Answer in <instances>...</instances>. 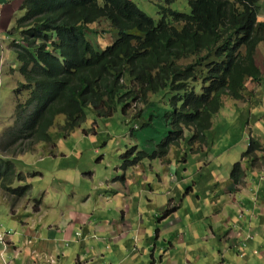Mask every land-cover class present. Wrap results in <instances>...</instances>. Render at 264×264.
I'll return each instance as SVG.
<instances>
[{
	"label": "trees",
	"instance_id": "1",
	"mask_svg": "<svg viewBox=\"0 0 264 264\" xmlns=\"http://www.w3.org/2000/svg\"><path fill=\"white\" fill-rule=\"evenodd\" d=\"M171 1L161 6L157 22L134 0H24L11 48L29 96L3 140L30 152L34 147L25 149L23 141L52 140L61 115V131L70 134L85 122L89 108L111 117L121 105L128 116L139 104L133 119L165 117L171 126L163 144L175 143L186 129L193 131L188 140L206 139L224 96L244 100L247 81L263 78L256 58L264 42L260 0H189L190 12L171 8ZM100 21L118 31L103 49L88 34ZM0 144V150L6 147ZM249 145L245 156L264 150L256 139ZM16 168L15 161L1 157L0 185L22 197L32 185L13 186L27 181ZM232 176L235 184L245 178L241 162ZM178 206L170 204L164 215Z\"/></svg>",
	"mask_w": 264,
	"mask_h": 264
},
{
	"label": "rangeland",
	"instance_id": "2",
	"mask_svg": "<svg viewBox=\"0 0 264 264\" xmlns=\"http://www.w3.org/2000/svg\"><path fill=\"white\" fill-rule=\"evenodd\" d=\"M134 1L157 22L162 18L161 6H168L167 0ZM169 6L179 11H191L189 0H172ZM12 30L9 34L13 37L9 38L7 35L0 38V59L3 58L0 64V143L6 146L4 150H0V162L2 156L15 161L16 169L25 174L27 181H14L13 186L31 184L32 190L28 195L15 197L0 185V200L9 204L14 218L26 221L15 219L16 222H20V226L24 223L28 231L37 237L42 235L41 229L47 228L49 231V227L53 232L57 229L65 231L67 227L65 222L76 219L77 213L85 215L95 212L98 215L107 211L109 216H112L113 206L119 204L125 207L129 205L124 209L133 225L141 226L145 224L144 219L147 218L146 228L155 233L162 227L155 217H160L157 210L167 200L166 196L169 194L170 200L167 205L169 206L180 201L181 195H178L175 183L151 188L138 187L130 182L128 190L132 192L129 197H121L127 192L123 187L116 198L121 202L119 204L117 201L114 203L110 202V199L99 197L100 192L109 193L107 189H110L111 182L117 176L123 177L124 169H148L156 176H159L157 171L176 169L180 174L186 173V178H193L191 174L198 176L199 169H203V176L198 177L202 182L207 183L211 177L218 176L220 180L231 179L236 185L232 170L248 151L250 138H257L255 133L259 134L256 140L259 139L264 146V111L258 118L262 126L257 127L259 123L255 122L256 116L251 119L256 113L253 110L254 105L250 108V118L249 110L244 104L264 103V43H262L256 53L263 71L261 83L248 80L244 100H234L225 95L224 105L214 116L213 126L206 131V139L203 141L192 138L188 140L187 137L192 135L193 131L186 129L180 139L167 147L163 144L169 129L165 117H155L153 124L152 120L144 124L143 118L129 120L122 113L120 105L111 117H98L96 112L89 108L85 122L70 134L61 131V125L64 123V117L61 115L58 117L57 125L51 128L52 140L23 141L25 149L28 148L26 146L34 148L30 152H20L18 149L22 146L11 145L10 142L6 143L3 140L4 135L15 127L18 105L25 102L29 96V91L22 86V83L27 84V81L19 66L12 60V55L7 52V48L15 41ZM88 34L101 49L106 48L118 37V31L105 21L92 24ZM142 106L137 105L130 114H135ZM145 110L150 111L147 107L143 111ZM241 113L245 115L240 116ZM136 123L139 128L134 130ZM263 151L259 153L261 157L257 158L256 163L262 160L258 166H264ZM11 152L14 154L11 155ZM194 179L195 177L184 181L180 186L183 188L182 192L189 189ZM207 194L206 190H202L199 195L206 199ZM121 209L123 208L116 212V220L123 216ZM38 223L41 224L40 228L35 231L34 224L37 226ZM0 232L4 236V242L1 244L7 252L8 242L12 239L11 237L9 239V235H13L17 230L0 226ZM78 232L82 236L83 230L79 228Z\"/></svg>",
	"mask_w": 264,
	"mask_h": 264
},
{
	"label": "crops",
	"instance_id": "3",
	"mask_svg": "<svg viewBox=\"0 0 264 264\" xmlns=\"http://www.w3.org/2000/svg\"><path fill=\"white\" fill-rule=\"evenodd\" d=\"M23 1L0 0V38L13 37L9 31L24 13ZM255 103H252L256 112L252 118V106L244 104L250 118L256 116L259 127L262 123L258 118L264 111V103ZM241 161L246 176L240 184L234 185L231 179L220 180L218 176L202 182L198 177L203 176V169H199L198 176L191 174L195 179L186 192H182L180 186L193 178H186V173L180 174L176 169L157 171L159 176L148 169H124L123 177L117 176L111 182L109 193L100 192L99 197L119 204L116 198L123 187L127 192L121 197L131 194L130 182L151 188L175 183L181 195L180 201L171 203L179 204L178 209L169 215H164L170 200L169 194L166 196L167 200L157 210L160 217H155L162 227L155 233L146 228L147 218L145 224L133 225L124 209L129 205L119 204L113 206L112 216L107 211L98 215L77 213L76 219L65 222V231L53 232L49 227V231L41 229L43 233L37 237L24 223L20 226L9 204L0 200V226L17 230L9 235L12 239L7 252L0 243V264H263L264 166H258L261 159L255 165L248 158L242 157ZM202 190L208 192L206 199L199 195ZM120 208H123L120 210L123 216L116 220ZM39 225L34 224L35 231ZM79 228L83 230L82 236Z\"/></svg>",
	"mask_w": 264,
	"mask_h": 264
},
{
	"label": "clouds",
	"instance_id": "4",
	"mask_svg": "<svg viewBox=\"0 0 264 264\" xmlns=\"http://www.w3.org/2000/svg\"><path fill=\"white\" fill-rule=\"evenodd\" d=\"M260 5H261V14H260V16H259V22L264 21V0H260ZM21 6H22V5H21ZM21 10H23V9L21 8ZM23 11H24L23 14H25V10H23ZM23 14H22V15H23ZM22 15H21V16H22ZM21 16H20V17H21ZM20 17H19V18H20ZM260 17L263 18V19H260ZM19 18H18V19H19ZM18 19H17V20H18ZM16 24H17V21H16ZM16 24H15V26H16ZM15 26H14V27H15ZM14 27H13V28H14ZM13 28H12V29H13ZM12 29H11V30H12ZM11 30H10V31H11ZM14 38L16 39V38H18V36H17V35L15 36V34H14ZM262 43H264V42H261L259 45H261ZM258 47H259V46H258ZM8 49H9L10 51H12L14 54L10 53V52L8 51ZM7 52H8V54H11L12 57H14L13 61H15L16 64H17V66H18L17 54L13 51V49L11 48V46H10L9 48H7ZM15 57H16V58H15ZM15 59H16V60H15ZM261 70H262V69H261ZM262 73H263V71H262ZM261 81H262V80H261ZM258 83H261V82H258ZM250 106H252V105L249 104V108H250ZM130 113H131V112H130ZM130 113H129V115H128L127 117L129 118V120H132L134 114L131 115ZM151 113H152V110H151ZM249 113H250V112H249ZM130 116H131V117H130ZM153 118H155V117H153ZM153 118H152V119L143 118V119H144V121L147 122V124H148V120H152L151 124H153V121H154ZM166 121H167V120H166ZM144 123H145V122H144ZM167 124H168V122H167ZM168 126H169V129H168V135H169V130H171V126H170L169 124H168ZM212 126H213V121H212ZM80 127H81V126H80ZM134 127H135L134 130L137 129V128H139L137 123L134 125ZM211 128H212V127H211ZM205 133H206V132H205ZM168 135H167V136H168ZM165 139H167V138H165ZM251 139H252V138H250V140H251ZM253 139H257V138H253ZM257 141L260 142L259 139H258ZM164 142H165V141H164ZM164 142H163V143H164ZM260 143H261V142H260ZM170 144H171V142L168 144V146H169ZM261 144H262V143H261ZM168 146H167V147H168ZM262 149H264V146H262ZM261 151H262V150H261ZM263 152H264V151H263ZM263 152H262V153H263ZM259 153H261V152H260V151H257L256 153L253 154V155L255 156V158L252 157L253 155L245 156L244 154H243L242 157H243V159H244V158L251 159V161H253L252 164L255 165V164H257L256 162H257V158H258V156L260 155ZM240 162L242 163V161H240ZM242 166H243V168H244L243 163H242ZM244 169H245V168H244Z\"/></svg>",
	"mask_w": 264,
	"mask_h": 264
},
{
	"label": "built area",
	"instance_id": "5",
	"mask_svg": "<svg viewBox=\"0 0 264 264\" xmlns=\"http://www.w3.org/2000/svg\"><path fill=\"white\" fill-rule=\"evenodd\" d=\"M4 242V236L3 234L0 232V243Z\"/></svg>",
	"mask_w": 264,
	"mask_h": 264
}]
</instances>
